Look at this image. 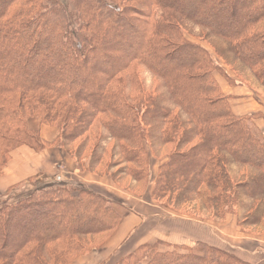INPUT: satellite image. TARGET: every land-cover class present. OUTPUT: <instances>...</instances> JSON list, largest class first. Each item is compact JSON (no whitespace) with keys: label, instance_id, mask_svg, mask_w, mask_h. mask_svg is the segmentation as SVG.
<instances>
[{"label":"trees","instance_id":"1","mask_svg":"<svg viewBox=\"0 0 264 264\" xmlns=\"http://www.w3.org/2000/svg\"><path fill=\"white\" fill-rule=\"evenodd\" d=\"M194 29L220 64L184 37ZM215 74L264 95V0H0V175L22 146L57 147L138 198L135 188L150 186V201L178 216L231 214L264 232L258 115L235 116ZM30 120L54 128L55 140H41ZM114 164L124 170L112 173ZM26 184L0 203V264H69L122 220L72 180ZM114 264L250 263L200 242L157 241Z\"/></svg>","mask_w":264,"mask_h":264},{"label":"crops","instance_id":"2","mask_svg":"<svg viewBox=\"0 0 264 264\" xmlns=\"http://www.w3.org/2000/svg\"><path fill=\"white\" fill-rule=\"evenodd\" d=\"M216 82L222 94L229 97L230 110L235 116L258 115L254 120L253 130L256 128L264 137V95L245 84L231 86L225 79L223 81L216 79ZM30 128L38 130L44 142L51 143L57 136V131L51 127ZM157 166L156 162L151 163V179L156 173ZM59 170L65 171L63 172L65 175H84L74 160L60 148H47L36 153L22 146L10 154V159L0 176V190L3 191L29 178L50 179L59 173ZM83 177V182L101 188V191L97 192L104 197L106 196L104 190L116 187L109 177H97L90 173ZM102 179L109 181L102 182L100 181ZM149 188L150 186L143 194L144 199L119 189L126 194L131 204L114 208L121 216L120 224L106 235L99 249L79 256L69 264H114L138 246L157 241L170 246H191L195 242H200L226 251L247 263L264 264V232L260 231L258 226L239 225L236 217L231 214L220 222L199 221L194 218L168 220L165 213L176 214L152 203L149 198L146 199L145 196L149 197Z\"/></svg>","mask_w":264,"mask_h":264},{"label":"rangeland","instance_id":"3","mask_svg":"<svg viewBox=\"0 0 264 264\" xmlns=\"http://www.w3.org/2000/svg\"><path fill=\"white\" fill-rule=\"evenodd\" d=\"M184 37L188 41L200 45L202 48H204L210 54V56H212V58L217 63H219V60H217L213 50L208 45V43H206L205 41H203L202 39L199 38L200 37V33L198 32L197 29H194L192 31L191 35L185 33ZM135 74H136L137 79L141 82V84H142L144 89H150L152 87V83H153L152 77L143 68L136 69L135 70ZM215 78L218 81H223L224 80L219 74H215ZM29 126L36 128V127H39L41 125H39V123L36 120H30L29 121ZM254 132L257 133L258 130H256V128H255ZM258 134H259V132H258ZM9 159H10V157H9ZM109 166L110 167H115L112 170L113 171L112 173H114V174L118 173V172H122L124 170V166H122V165L114 164V165H109ZM103 169L102 168L100 169L102 171V172L101 171L99 172L100 174H102V173L106 174V172H108V170L105 169V167ZM63 172H65V171L59 170V173H56L50 179L49 178L48 179L42 178V179L38 180V179H35V178H29V179H26L24 182L18 183V184L13 185V186H10V187H8L7 189H5L3 191L0 190V203L4 202L5 200L13 202V200H15L17 197L25 195L29 190H31L30 189L31 187L28 184H26L28 181H29V183H31L35 187H44L46 185H52L54 182H63V181H66L68 179V180L74 181V183L77 186H84L85 188L89 189L90 191L99 194L97 191H99L101 188L98 189L97 187H95L92 184H87V183L83 182V178H84L83 176L87 174V172H85L83 169L81 170V173L84 174L83 176H79V175L76 176V175H70V174L65 175V174H63ZM2 173H3V171H2ZM2 173H1V175H2ZM100 181L106 182V181H109V179L108 180L102 179ZM127 185H128L127 181H124V182L120 183L118 186L116 185V187L111 185L113 187L112 190H107L106 191V190L103 189L105 191V193H106L105 198L108 199L112 203V206L114 208L117 207V206H129V205H131L129 200H128V198H126V196H125L126 194H124V193L119 191V189L121 190L124 187H126ZM134 193L135 194H139V193L143 194L144 193L143 184L138 186V187H136L135 190H134ZM133 196H135V195H133ZM145 198L147 199L149 197L145 196ZM143 199H144V197H143ZM165 218L168 219V220H182V219H187L188 217H183V216H178V215L165 213ZM194 219L199 220V221H205V219H203V220H200L198 218H194ZM259 230L263 231L260 228H259ZM159 249L161 251L171 250V249L165 248V247H160Z\"/></svg>","mask_w":264,"mask_h":264}]
</instances>
